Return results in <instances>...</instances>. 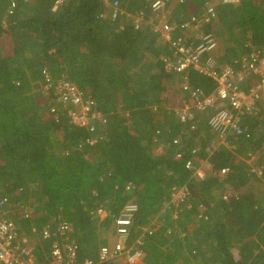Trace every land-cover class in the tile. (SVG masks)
<instances>
[{"label": "trees", "instance_id": "1", "mask_svg": "<svg viewBox=\"0 0 264 264\" xmlns=\"http://www.w3.org/2000/svg\"><path fill=\"white\" fill-rule=\"evenodd\" d=\"M153 1L0 0V182L12 202L37 206L31 220L19 207L5 212L28 236L52 218L69 222L76 264H84L112 244L101 245V233L115 231L135 196L140 209L131 239L143 237L136 244L140 264H264V105L242 118L249 136H231L227 145H218L206 123H181L182 77L165 69L171 48L154 32ZM164 1L169 23L202 19L216 8L198 32L218 41V66L264 50V0ZM133 11L145 12L138 32L126 16ZM44 71L95 98L107 122L91 132L64 117L56 121L50 107L58 103L43 91ZM189 77L206 93L216 87L195 72ZM91 138L97 142L87 143ZM205 162L211 170L199 179L195 171ZM182 188L186 199L174 205ZM99 206L110 213L101 225L92 220ZM29 237L35 260L47 264L48 248Z\"/></svg>", "mask_w": 264, "mask_h": 264}, {"label": "built area", "instance_id": "2", "mask_svg": "<svg viewBox=\"0 0 264 264\" xmlns=\"http://www.w3.org/2000/svg\"><path fill=\"white\" fill-rule=\"evenodd\" d=\"M238 1L224 0V3ZM111 4L112 19L116 20L120 16L119 2L114 1ZM165 5L164 0L153 1L152 16L155 21L153 28L171 48V55L164 58L167 73L182 77V89L188 95L177 111L180 122L186 124L196 121L200 124L205 121L212 132L219 135L218 145H227V138L231 136L248 135L249 132L241 128L242 118L256 115L260 111V105H264V50L256 51L241 62L235 61L218 66L212 57V53L218 48V41L212 35L198 32L199 28L203 29L201 25L210 23L212 18L216 17V8L211 7L202 19L193 16L190 21L169 23L163 21ZM123 14L125 15L124 12ZM126 16L133 20L134 31L138 32L144 21L145 12L133 11ZM191 72L212 81L215 89L206 93L203 88H194L190 84ZM43 74L46 81L44 93L52 95L50 98L58 103L57 106L50 107L56 121L64 117L76 128L91 132L95 131L97 123L107 122L97 100L87 96L76 83L66 77L55 79L48 71H44ZM96 142V138L87 141L89 144ZM175 144H179V140H175ZM196 152L197 150H194L193 153ZM181 157V153L176 155V159ZM191 163H188L190 168ZM210 170L211 166L205 162L196 169L195 174L199 179H203ZM253 171L263 177L260 169L256 168ZM133 188V184L127 186L128 191ZM94 194L97 195L95 192ZM186 196L187 191L182 188L173 195V204L181 205ZM13 207L21 209L24 220H31L36 214V205L12 202L0 182V264H41L35 260L30 237L19 233L18 227L5 212L6 209L12 210ZM139 209L136 197L129 198L120 211V216L115 220V231L111 232L112 237L108 240L112 244L101 246L99 255L86 260L84 264H107L111 261L117 264H140L142 251L136 244L141 245L143 237H139L135 244L131 239ZM109 216L110 213L104 206H99L92 212V220L99 225ZM43 224L40 240L48 248V264H76L79 247L72 236V225L60 217L44 221ZM31 230V234L38 241L40 230L37 226H33ZM143 231L145 234L150 229L144 228Z\"/></svg>", "mask_w": 264, "mask_h": 264}, {"label": "rangeland", "instance_id": "3", "mask_svg": "<svg viewBox=\"0 0 264 264\" xmlns=\"http://www.w3.org/2000/svg\"><path fill=\"white\" fill-rule=\"evenodd\" d=\"M176 81V79L175 78H171V79H169L168 80V82H170V87H174V82ZM178 89H179V91H181V88H180V86L178 87ZM187 94L185 93V96H184V98L179 102V106L177 107V111L182 107V102L184 101V100H186V98H187ZM203 123H205V121H202L201 122V124H203ZM202 127V126H201ZM203 139H205L206 137L205 136H203L202 137ZM40 233H39V240H38V242L39 243H41V245L40 246H45L46 247V244H42V242H41V240H40V237H41V230H42V225H41V227H40ZM103 229H101L100 231H102ZM29 231H26V233H28ZM30 236V235H29ZM112 237V234H111V232H108V231H102V233H101V236H100V240H101V242L100 243H105V241H106V243H107V241L110 239ZM105 240V241H104ZM105 243V244H106ZM45 252H46V255L48 256V251H46L45 250ZM37 255H38V253H37ZM49 262H47V264H48Z\"/></svg>", "mask_w": 264, "mask_h": 264}, {"label": "crops", "instance_id": "4", "mask_svg": "<svg viewBox=\"0 0 264 264\" xmlns=\"http://www.w3.org/2000/svg\"><path fill=\"white\" fill-rule=\"evenodd\" d=\"M30 230V229H29ZM30 236H32V234H30ZM105 241V240H104ZM104 244V243H103ZM101 245H102V243H101Z\"/></svg>", "mask_w": 264, "mask_h": 264}]
</instances>
